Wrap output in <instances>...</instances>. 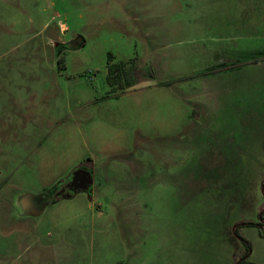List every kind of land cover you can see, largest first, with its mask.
I'll return each instance as SVG.
<instances>
[{
    "label": "rangeland",
    "instance_id": "374dc122",
    "mask_svg": "<svg viewBox=\"0 0 264 264\" xmlns=\"http://www.w3.org/2000/svg\"><path fill=\"white\" fill-rule=\"evenodd\" d=\"M262 224L264 0H0V264H264Z\"/></svg>",
    "mask_w": 264,
    "mask_h": 264
},
{
    "label": "trees",
    "instance_id": "16d2710c",
    "mask_svg": "<svg viewBox=\"0 0 264 264\" xmlns=\"http://www.w3.org/2000/svg\"><path fill=\"white\" fill-rule=\"evenodd\" d=\"M107 57L108 66L106 82L111 87V91L127 89L151 74L150 68H143L138 65L137 58H132L129 61H119L114 63L112 62L114 59L112 54L108 53ZM167 85H169V83ZM80 168L89 170L83 166Z\"/></svg>",
    "mask_w": 264,
    "mask_h": 264
},
{
    "label": "water",
    "instance_id": "95a60500",
    "mask_svg": "<svg viewBox=\"0 0 264 264\" xmlns=\"http://www.w3.org/2000/svg\"><path fill=\"white\" fill-rule=\"evenodd\" d=\"M92 182L93 180L90 173L77 169L72 172V176L62 185L63 187H60V191L56 192L54 197L59 195L61 199L71 198L78 192H87Z\"/></svg>",
    "mask_w": 264,
    "mask_h": 264
},
{
    "label": "crops",
    "instance_id": "0c3cea01",
    "mask_svg": "<svg viewBox=\"0 0 264 264\" xmlns=\"http://www.w3.org/2000/svg\"><path fill=\"white\" fill-rule=\"evenodd\" d=\"M40 195H43V194H40ZM39 195V196H40ZM35 196H25V195H21L20 197H19V200H18V205H19V207L21 208V209H24L25 211H26V209H27V214H28V212L30 213V212H33V211H39V209L41 208V206L40 205H38V203L36 204V208H32V207H29V205H28V203L31 201H34L33 200V198H34ZM28 199H30L29 200V202L27 201ZM48 202V201H47ZM18 207V208H19Z\"/></svg>",
    "mask_w": 264,
    "mask_h": 264
},
{
    "label": "flooded vegetation",
    "instance_id": "af4514ba",
    "mask_svg": "<svg viewBox=\"0 0 264 264\" xmlns=\"http://www.w3.org/2000/svg\"><path fill=\"white\" fill-rule=\"evenodd\" d=\"M79 169L84 170V171L90 173L89 170H87V169H84V168H79ZM90 174H91V173H90ZM71 176H72V175H71ZM69 178H70V177H69ZM69 178H68V180H69ZM68 180H66V181H68ZM66 181H65V182H66ZM65 182H64V183H65ZM64 183H62L61 185L59 184V186H56V187L52 190V194H51V196H50L49 198H52L53 201H55L57 198H60L59 195H57L56 197H54V195L56 194V192L60 191V187H61ZM91 186H92V185H91ZM91 186L89 187L88 191L90 190ZM62 187H63V186H62ZM62 190H63V188H62ZM49 198L45 199V201H46V202H47V201L50 202L51 200H50ZM43 202H44V201H43ZM263 226H264V224H262V227H263Z\"/></svg>",
    "mask_w": 264,
    "mask_h": 264
},
{
    "label": "built area",
    "instance_id": "2783aa9c",
    "mask_svg": "<svg viewBox=\"0 0 264 264\" xmlns=\"http://www.w3.org/2000/svg\"><path fill=\"white\" fill-rule=\"evenodd\" d=\"M264 227V226H263Z\"/></svg>",
    "mask_w": 264,
    "mask_h": 264
}]
</instances>
